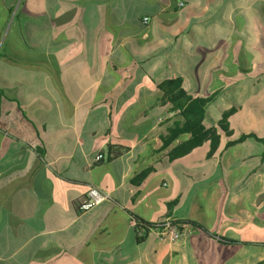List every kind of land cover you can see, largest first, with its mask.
Returning <instances> with one entry per match:
<instances>
[{"label": "crops", "instance_id": "0c3cea01", "mask_svg": "<svg viewBox=\"0 0 264 264\" xmlns=\"http://www.w3.org/2000/svg\"><path fill=\"white\" fill-rule=\"evenodd\" d=\"M263 139L264 0H0V264H264Z\"/></svg>", "mask_w": 264, "mask_h": 264}, {"label": "trees", "instance_id": "16d2710c", "mask_svg": "<svg viewBox=\"0 0 264 264\" xmlns=\"http://www.w3.org/2000/svg\"><path fill=\"white\" fill-rule=\"evenodd\" d=\"M170 83L171 84L167 85V87L163 85L162 89L168 95V101L172 103L173 109L179 111V117L183 123L178 125V127H176V129L171 133L169 141L173 140L183 132L190 133V139L184 143L179 151L180 154L189 152L191 149L207 140H209L211 144L218 143L219 137L215 129H205L202 125L205 118V106L209 102V99L198 98L189 100L183 90L179 88V80H175ZM170 89L176 90V92L170 93ZM229 113L230 112H226L217 125V127L223 130L226 134H228L226 119ZM261 141L264 142V139L260 140V142ZM189 224L192 225V222H189ZM136 229L137 232H141L142 234V231L144 229H148V227L137 223Z\"/></svg>", "mask_w": 264, "mask_h": 264}, {"label": "built area", "instance_id": "2783aa9c", "mask_svg": "<svg viewBox=\"0 0 264 264\" xmlns=\"http://www.w3.org/2000/svg\"><path fill=\"white\" fill-rule=\"evenodd\" d=\"M102 159L103 156L99 154L94 158V163H99ZM109 199L110 197L106 192L92 186L87 190L84 200L78 204L77 209L85 212ZM132 224L137 227L135 220ZM150 228L154 231H158L161 238H168L170 241L180 240L184 236V233L179 230L178 225L173 220L168 218L161 223L151 226ZM138 234L141 235V232H138Z\"/></svg>", "mask_w": 264, "mask_h": 264}]
</instances>
